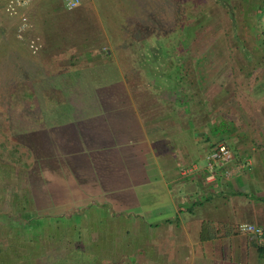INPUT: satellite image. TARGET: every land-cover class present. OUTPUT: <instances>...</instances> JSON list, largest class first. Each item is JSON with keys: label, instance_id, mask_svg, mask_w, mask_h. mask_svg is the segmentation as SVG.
I'll return each mask as SVG.
<instances>
[{"label": "crops", "instance_id": "obj_1", "mask_svg": "<svg viewBox=\"0 0 264 264\" xmlns=\"http://www.w3.org/2000/svg\"><path fill=\"white\" fill-rule=\"evenodd\" d=\"M132 3L127 17L131 27H148L149 36L139 33L144 39L124 48L119 41L124 34L104 18L111 31L101 36L114 44L115 54L107 69H118L116 74L95 77L92 66L103 60L91 62L86 51L75 63L58 62L69 73L89 65L88 80L96 88L71 101L70 120L47 131L53 151H47L41 168L53 167V207L64 209L59 218L74 222L76 229L93 205L107 210L104 224L117 226L101 235L119 246L107 247L98 264H264V244L238 231L241 224L264 230V93H259V79L240 82L231 69L235 62H209L205 54L211 46H202L198 52L204 55L187 61L184 50H157L149 43L151 26L159 25L160 38L173 19L169 22L164 8L158 15L155 0ZM121 64L127 76L121 75ZM108 95L118 100L102 108L100 101ZM220 143L232 151L231 174L216 169L208 180L206 156Z\"/></svg>", "mask_w": 264, "mask_h": 264}, {"label": "rangeland", "instance_id": "obj_2", "mask_svg": "<svg viewBox=\"0 0 264 264\" xmlns=\"http://www.w3.org/2000/svg\"><path fill=\"white\" fill-rule=\"evenodd\" d=\"M87 1L79 0L76 9L66 10L64 0H0V264H98L106 258L107 247L119 246L101 235L117 226L104 224L106 209L93 205L77 229L74 222L70 225L67 218H59L64 209L53 207V167L41 168L47 151H53L47 131L70 120L71 101L86 98L96 88L88 80L92 78L89 65L73 74L64 71L59 60L75 63L86 51L91 62L103 60L92 68L98 75L95 77L105 78L103 72L118 71L107 69L108 64L114 65L111 60L115 56L111 50L114 44L101 36L105 30L111 31L108 23L124 34L119 40L124 48L132 40L144 39L141 34L149 31L141 24L131 27L127 16L133 12V0H93V5ZM155 1L158 15L164 8L173 26L160 38L159 25L155 23L157 30L151 26L149 43L153 47H171L181 54L184 50L187 61L204 55L198 52L202 46H211L205 54L209 62H235L231 68L234 77L243 83L250 77L258 78L259 93H264V44L253 48L248 29L253 14L248 7L254 0H166L170 5ZM70 18L76 19L70 22ZM37 39L39 46L33 52L30 41ZM56 45L60 48L57 53ZM106 47H111L112 55ZM120 68L121 75L127 76V67L121 64ZM51 71L55 78L47 77ZM114 96H105L101 107L115 105L118 98ZM38 197L42 207H38ZM29 225L35 228L30 230Z\"/></svg>", "mask_w": 264, "mask_h": 264}, {"label": "built area", "instance_id": "obj_3", "mask_svg": "<svg viewBox=\"0 0 264 264\" xmlns=\"http://www.w3.org/2000/svg\"><path fill=\"white\" fill-rule=\"evenodd\" d=\"M64 7L66 10H74L79 5V0H64ZM25 20V19H23ZM36 41H30V48L33 52L37 51L38 45ZM233 161V154L229 147L223 143H220L213 147L211 151L206 156V165L210 174L206 177L208 180L213 178V171L216 169H221L225 176L231 174L229 166ZM238 231L240 233H247L254 235L257 243L259 245L264 244V230L261 227L252 225V224H241L238 226Z\"/></svg>", "mask_w": 264, "mask_h": 264}, {"label": "trees", "instance_id": "obj_4", "mask_svg": "<svg viewBox=\"0 0 264 264\" xmlns=\"http://www.w3.org/2000/svg\"><path fill=\"white\" fill-rule=\"evenodd\" d=\"M250 4L251 7H248V11H251L253 14L250 19L251 21H249L248 29L251 30L253 48H256L257 45L262 46V44H264V0H254V2ZM252 52L256 54L254 49ZM259 60L261 59L259 58Z\"/></svg>", "mask_w": 264, "mask_h": 264}]
</instances>
